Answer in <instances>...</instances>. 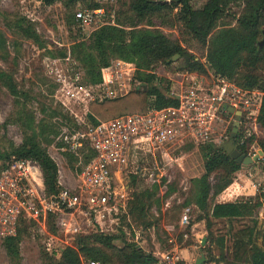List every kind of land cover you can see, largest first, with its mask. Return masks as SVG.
Returning a JSON list of instances; mask_svg holds the SVG:
<instances>
[{"label":"rangeland","instance_id":"1","mask_svg":"<svg viewBox=\"0 0 264 264\" xmlns=\"http://www.w3.org/2000/svg\"><path fill=\"white\" fill-rule=\"evenodd\" d=\"M81 0L72 8L65 3L55 2L50 5L42 4L39 0H0V71L12 77L17 94H11L6 84L0 80V151L9 153L11 148L23 144L26 137L34 133L46 149L48 154L55 156L56 137L51 131V121L57 131L54 120L62 121V125L71 128L84 127L90 124L87 118V107L84 102L77 104V96L85 97L83 90L90 93L94 99H104L108 91L116 95H124L136 89L140 84L138 71L153 72L160 78L161 87L168 86L177 91L180 81L190 79V75L207 77L211 70L206 62V54L212 38L223 29L238 26L236 18L241 14L243 4L226 0L225 7L230 8L235 16L227 15V11L219 17L215 28L208 35L206 44L197 42L185 29L182 22L176 20L174 9L171 15L161 18L154 15L131 26V20L126 11L128 0H116L108 8L115 12V25L126 31H149L164 34L173 45L183 47L186 55L193 57L204 65V71H186L184 69L185 56H175L170 65L156 64L148 69H138L134 61L123 59L118 55H108V65L100 68L101 80L91 83L88 62V53L93 55V63L99 58L89 47L95 31L81 30L72 21L71 15L77 7L89 4ZM95 1V0H94ZM195 8L208 9L217 0H190ZM120 12V13H119ZM25 18V25H29L35 34L33 36L22 31L21 24L17 22ZM72 21V22H71ZM264 26L261 27L263 29ZM259 29L257 39L262 38ZM85 48L78 50V45ZM264 47V46H263ZM108 68V69H107ZM254 71L264 76V61L256 65ZM245 69L239 70L237 79L242 80L246 74ZM237 82V81H236ZM76 87V88H74ZM82 87L83 89H80ZM73 90L77 96L67 95L66 90ZM75 99V100H74ZM78 101V100H77ZM57 114V116H53ZM78 121L82 124H78ZM85 123V124H84ZM233 122L223 124L218 130L226 129L227 136L231 133ZM44 130V132L42 131ZM217 133H219L217 131ZM256 148L264 142V129L256 138ZM203 150L192 144L182 145L171 149L170 156H157L150 158V154L140 151L131 155L128 168V182L134 179L131 191L124 206L120 208L114 222L109 217L102 220L106 233L117 235L113 243L118 249L125 244L135 243L143 251L160 255L170 250L174 243L178 244L180 255L193 261L200 257L199 246L203 237L207 238L202 252L215 264L231 263V228L228 231L227 220L212 221L210 229L204 220L197 221L204 212L195 206L198 197L196 180L200 178L203 170ZM65 158V157H64ZM142 161L138 176L136 165ZM61 173L70 177L74 172V161L65 158L59 165ZM222 172L212 174L210 183L218 185ZM264 160H258L252 166L242 167L233 174L232 183L242 180L244 185L240 197L249 196V189L253 185L263 183ZM248 180L246 181L245 179ZM230 184V185H231ZM229 185V186H230ZM238 189L235 185L232 191ZM227 191L225 192L226 195ZM260 193V192H258ZM209 206L216 202L215 196L209 198ZM142 206L137 208V203ZM189 208L187 223L182 224L181 218L184 210ZM259 234L256 244L264 246V208H257L252 218L238 222L237 227L252 226ZM210 232V236L209 235ZM37 233V232H36ZM33 227L23 235L16 245L15 251L7 246L0 236V264H52L53 259L45 255L42 243L44 237H38ZM187 234L184 237V234ZM39 238V239H38ZM172 240V242H170ZM114 252L109 251V254ZM115 255H112L114 257Z\"/></svg>","mask_w":264,"mask_h":264},{"label":"built area","instance_id":"2","mask_svg":"<svg viewBox=\"0 0 264 264\" xmlns=\"http://www.w3.org/2000/svg\"><path fill=\"white\" fill-rule=\"evenodd\" d=\"M96 1L99 5L95 8L83 6L74 11L79 29L92 32L115 25V12L108 6L116 0ZM73 90H66L67 95L77 96ZM83 93L85 97L77 96L76 103L84 102L87 110L92 101L102 100L90 97L88 91ZM118 96L110 90L104 99ZM168 96L175 100L174 104L152 107L145 113L121 114L97 124L84 123V127L71 128L54 120L59 126L54 144L56 152L55 156L48 155L57 166L60 190L56 195L46 194L43 172L35 159L13 158L8 162L0 173L1 238L15 236L22 219L37 227L38 236L44 237L46 251L59 256L64 247L73 245L76 235L94 229L106 233L102 220L109 217V221H115L131 191L128 182L131 155L143 151L155 159L170 156L171 149L186 144L197 149L210 144L219 146L230 134L227 136L226 129L219 131L218 124H227V117L233 122L234 112L240 115L238 145H245L251 137L255 141L261 132L263 93L257 89L243 88L210 73L207 77L190 75V79L180 81L177 91L169 88ZM78 124L82 123L78 121ZM254 141L248 148V156L259 151ZM64 157L74 161L70 177L59 169ZM263 159L264 156L258 160ZM136 169L140 171L141 166L137 164ZM253 186L264 193L263 183ZM188 211L189 208L184 210L182 224L188 222ZM51 223L54 230L50 229ZM153 256L150 264H196L197 260L183 258L176 243L170 250ZM79 258L80 264H102L83 256ZM202 264H215V261L205 259Z\"/></svg>","mask_w":264,"mask_h":264},{"label":"trees","instance_id":"3","mask_svg":"<svg viewBox=\"0 0 264 264\" xmlns=\"http://www.w3.org/2000/svg\"><path fill=\"white\" fill-rule=\"evenodd\" d=\"M39 1L45 5L63 2L67 7L72 8L81 0ZM233 1L243 4L241 14L236 18L238 26L223 29L212 38L206 54V62L211 74L215 77L232 81L246 89H257L263 93L259 123L264 129V76L254 71L256 65L264 61V47L259 48V40L257 39L259 29L264 26V0ZM87 2L89 8H95L99 5L96 0ZM225 2L226 0H217L212 7L200 9L193 7L190 0H128L126 11L123 14L125 16L130 14L131 26H135L154 15L166 18V16L171 15L174 9H178L177 13H174L176 20L182 22L187 32L197 42L205 45L208 35L215 28L221 14L226 10ZM74 11L71 15L72 21H74ZM226 11L227 15L235 16L230 8H227ZM21 19L17 22L18 26L21 24L22 31L33 36L34 30L29 25H25L27 22L25 18ZM77 47L78 50L86 49L83 44ZM88 48L94 50L99 58L96 64H92L93 55L88 53V62L91 63L88 74L91 83H98L101 80L100 68L108 65L109 54L134 61L138 69L153 68V65L156 64L170 65L174 56H185L184 69L186 71H204V65L200 61L186 55L183 47L173 45L164 34L158 32L126 31L122 28L106 26L95 31L87 50ZM241 69H245L247 72L242 80L236 78ZM136 78L140 84H146V89L143 90L141 87L139 91L134 89L115 98L92 101L88 106L87 113L90 124H97L121 114L145 113L149 108H159L175 103V100L168 96L169 87H161L160 78L155 73L138 71ZM0 80L6 84L11 94H17L11 76L0 71ZM53 116H57V114ZM42 131L44 132L43 129ZM50 132L54 136L57 135L53 121H51ZM237 140L238 138L236 139V148L242 154L247 155L254 137L249 138L242 146L237 144ZM260 149L264 153V142L260 143ZM202 150L204 172L196 180L198 197L195 206L203 211L204 215L198 217L196 222L204 220L207 229H210L213 220L225 221L230 219L233 226L230 234V249L232 250L230 264H264V246L261 247L256 244V239L259 237L255 229L256 222L252 226L237 227L238 222L252 218L257 208H264V193L257 191L252 197H243L232 202H214L209 206V198L212 195L216 197L222 193L231 184V176L239 171L242 166L216 145L210 144ZM13 158L35 159L43 172L46 194L56 195L58 193L60 186L57 183V166L34 133L26 137L23 144L17 148H11L9 153L0 151V173ZM142 161L145 162L144 159L138 160V166L143 164ZM136 171L137 174L135 175L138 176L140 171L137 169ZM219 172L223 174L219 178L220 183L212 185L210 176ZM133 182L135 181L132 178L129 182L131 187ZM138 206L141 207L142 203L138 202L137 208ZM32 227L35 233H38L37 227L32 223L22 219L19 221L16 235L4 239L11 251H15L18 241ZM50 229L54 230L52 223ZM208 236H210V232ZM261 236L264 238V235ZM38 237L40 238V236ZM116 238L117 235L103 233L98 229L78 234L72 241L73 245L64 247L59 256L51 255L46 251L43 243L42 246L45 255L53 259L52 264H80L79 256L99 261L102 264H150L154 261L152 253L143 251L135 243L125 244L117 249L113 243ZM111 250L114 254H109ZM112 255L115 256L112 257ZM205 258L208 261H213Z\"/></svg>","mask_w":264,"mask_h":264},{"label":"water","instance_id":"4","mask_svg":"<svg viewBox=\"0 0 264 264\" xmlns=\"http://www.w3.org/2000/svg\"><path fill=\"white\" fill-rule=\"evenodd\" d=\"M261 35H262V38L258 41L259 48L264 46V28L261 30ZM175 58L176 57L174 56L173 59H175ZM141 87L143 88V90H145L146 84L145 83L139 84L136 87V90L139 91L141 89ZM229 111L233 112L231 109H229ZM234 113H235V117H234V121L232 124L230 137L226 142L222 143L218 147L220 149H223L231 157V159H233L236 163L240 164L242 167H249V166H252L260 157H263L264 153H263V151L259 150L257 154H255L253 156H248V155L242 154L235 147V139L237 137L240 115L238 112H234ZM206 241H207L206 237H203L201 239V243L199 246V251H201V255L199 258H197L196 264H202V263H204V261L206 259L204 253L202 252V247L205 245Z\"/></svg>","mask_w":264,"mask_h":264},{"label":"crops","instance_id":"5","mask_svg":"<svg viewBox=\"0 0 264 264\" xmlns=\"http://www.w3.org/2000/svg\"><path fill=\"white\" fill-rule=\"evenodd\" d=\"M245 180L247 181L248 178L245 179ZM263 180H264V176H263ZM241 182H242V180L239 183L234 182L230 186H228L222 193H220L219 195H217L215 197L216 198V202H232V201H235V200L239 199L240 193H241L240 192L241 191L240 188H242V189L244 188L243 187L244 185ZM235 185H238L239 190L236 189V190L232 191L231 194H229L228 191L231 190ZM226 191H227V193L225 195V192ZM256 192H257V190L255 188L254 189H249V193L248 194H249V196H254ZM227 223H228L227 224L228 225V228L230 227L231 230H232L233 226H232V223H231L230 219H227ZM230 228L228 229L227 232H229Z\"/></svg>","mask_w":264,"mask_h":264}]
</instances>
